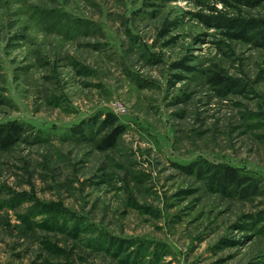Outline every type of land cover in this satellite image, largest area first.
I'll list each match as a JSON object with an SVG mask.
<instances>
[{"label": "rangeland", "instance_id": "1", "mask_svg": "<svg viewBox=\"0 0 264 264\" xmlns=\"http://www.w3.org/2000/svg\"><path fill=\"white\" fill-rule=\"evenodd\" d=\"M12 124L0 264H264V0H0Z\"/></svg>", "mask_w": 264, "mask_h": 264}, {"label": "trees", "instance_id": "2", "mask_svg": "<svg viewBox=\"0 0 264 264\" xmlns=\"http://www.w3.org/2000/svg\"><path fill=\"white\" fill-rule=\"evenodd\" d=\"M211 81L214 84L224 85L225 83H227L228 77L215 73L213 76H211ZM102 123H106L107 128L110 129L101 136L97 148L99 150H106L115 145L117 138L124 130V126L118 124L116 121V117L111 113L106 114V117L105 119H103ZM19 132L20 125L18 124H12L11 127L10 125L9 127L0 126V145H10L11 142L15 140V138H18L17 135L19 134ZM220 172L222 173V179L230 183H237L239 181L240 183H242L243 180L246 179V175L240 174L238 169L234 166L223 165L220 167Z\"/></svg>", "mask_w": 264, "mask_h": 264}]
</instances>
